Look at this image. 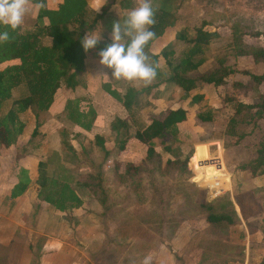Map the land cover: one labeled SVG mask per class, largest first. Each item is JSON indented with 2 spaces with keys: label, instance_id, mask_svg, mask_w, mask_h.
<instances>
[{
  "label": "rangeland",
  "instance_id": "rangeland-1",
  "mask_svg": "<svg viewBox=\"0 0 264 264\" xmlns=\"http://www.w3.org/2000/svg\"><path fill=\"white\" fill-rule=\"evenodd\" d=\"M178 2L180 5L177 9L180 11V17L185 20V34L188 38H192L196 29L203 24L206 30L214 31L218 35L210 42L207 64L201 72L190 75L196 77L202 74L205 68L211 69L218 58H223L227 66L236 71L227 78L226 84L218 87L219 103L208 106L207 101H204L190 108L187 121L177 126L176 139L168 137L162 143L154 140V154L149 157L148 146L135 143L132 134L140 126L143 128L149 124L152 114L158 117L164 112L154 110L151 113L157 106L155 97H150L152 100L148 102L140 94V106L134 111L133 119H126L130 129L127 136L125 135L128 138L123 136L126 132L124 128L110 134L107 132L105 155L92 135L89 138L73 139V127L64 120L63 108L65 101L73 97L74 93L61 86L56 92V101L51 112L40 114L42 126L37 128L35 136L32 137L34 139H30L28 135L32 134L36 124L33 115L28 114L26 118L29 117L32 132L24 137L19 136L15 144L8 149L0 146L1 225L3 223L6 227L4 222H11L7 211L10 202L4 196L9 192L19 170L24 166L35 167L38 159L44 161L50 157L52 150L49 148H58L62 141L69 146L73 140V153L67 150V146L65 148L62 145L63 152L60 153L64 163L81 180H86L90 174L96 173L97 166H100L102 174L104 171V186L108 195L105 203L108 210L104 205L105 211L102 214L103 221L98 236L103 246L91 256L92 264H144L145 258L149 264H157V260L162 264L263 263L264 178H252L250 170L241 171L245 174L244 177L236 175V172H240L239 166L256 158V151L264 138V116L257 119L253 116L255 110H242L241 113H236L235 110L240 102L259 104L264 101V82L258 85L250 76L242 73L263 75L264 61L252 56L237 57L240 50L233 46V29L236 28L234 36L239 39L241 37L243 44L257 49L264 48V0ZM34 25L35 17L31 11L21 27L23 30H29L33 29ZM186 46L179 43L169 45L178 53ZM15 64H1L0 71ZM200 86L197 88L202 90L204 85ZM129 87L140 91L143 85H127L119 93L124 95ZM169 92L170 90L166 89L165 93ZM213 93L214 90H208V98ZM18 96L19 93L15 91L14 98ZM178 96L184 101L188 94L182 92L178 93ZM10 104L11 101L4 105L3 113L9 109ZM204 107L210 109L212 122L202 123L197 120L196 115L205 110ZM111 110L115 116L117 111ZM115 118L111 124L117 119ZM231 119L236 120L237 125L233 132L239 140L238 137L232 138L226 134L231 127ZM237 140L238 144H234ZM77 142L84 152H81ZM37 143L42 144L38 145L40 149L35 151L36 155L33 151L37 149L34 148ZM166 147L168 149L165 150ZM199 152L202 153L199 164L196 168L193 165L190 168L189 159L191 158V162ZM187 157L184 167L167 166L168 161H183ZM89 161H93L94 168ZM108 161H111L110 169H106ZM51 170L53 167L48 168V171ZM124 174L129 175L130 182L117 183L116 175L124 177ZM218 184L222 186L223 193L214 198L212 189ZM32 192L33 189L26 192V195L33 196ZM26 200L24 199V202ZM37 200L38 198L34 203L31 201V209H24L26 212L24 211L23 215L18 213L16 221H20L24 227L39 229L46 234V229L51 226L46 217H50V221L51 218H58V215L55 216L48 210H37ZM24 202L21 201L20 205L23 206ZM203 202L212 203L217 213L224 212L232 217H235L236 213L239 222L230 225L208 224L205 221L207 213L200 207ZM97 210L101 212L100 208ZM24 233L28 240L29 233L25 230ZM40 236L38 233H32L30 238L35 241ZM75 238V243L71 244L80 250L82 246L77 242L78 234ZM22 241L21 238L18 243ZM38 245L35 250L30 245L29 248L26 247V251L23 245L0 246V264H21L25 255L30 252L36 256V260L30 264H36L41 252V241ZM66 248L65 259L77 256V250ZM42 252V255H45L44 249Z\"/></svg>",
  "mask_w": 264,
  "mask_h": 264
},
{
  "label": "trees",
  "instance_id": "trees-1",
  "mask_svg": "<svg viewBox=\"0 0 264 264\" xmlns=\"http://www.w3.org/2000/svg\"><path fill=\"white\" fill-rule=\"evenodd\" d=\"M34 2H38V0H34ZM44 2L46 7L38 10L33 29L23 30L20 27L13 32L4 26H0V32L7 30L10 37H14L9 42L0 44V65L16 63L14 66L0 71V146L5 149L14 145L17 138L23 134L25 129V122L21 119L23 114L28 110L33 112L35 116L47 112L51 109L55 94L61 86L68 90H74L79 86L78 76L84 71L87 55L93 51L90 49L86 52L82 46V39L86 32L90 31L98 22L102 23V27L108 31H112L114 24L113 20L105 18L106 9H103L100 14L93 15L88 9L86 0H62V3L55 10L48 9L47 1L44 0ZM124 2L126 0H119V5L122 8H128L129 5ZM177 2L178 0H152L156 24L152 26L151 30L156 33V36L149 42L145 49L146 52L151 47L161 44L166 32L175 26L177 21L175 13L180 5V2ZM104 18L105 20H103ZM183 33L181 31L176 37V39L184 41L187 45L183 50L175 55L173 48L165 47L160 53L154 54L150 58L154 64H157V58L161 56L165 59L166 66L169 68L168 76H165L157 68L156 78H163L160 83H173L187 94L192 92L191 104H198L202 101L204 95L197 92L193 93V91L200 84L214 87L222 86L227 83V78L236 71L227 66L223 58H218L210 70L192 77L190 74L198 72L207 62L210 42L218 35L216 32L206 30L204 24L196 29L192 38H188ZM233 33L236 34V28L233 29ZM234 34L233 46L236 50H240L237 57L252 56L254 59L264 61V48L249 47L243 44L241 37L239 39ZM111 42L108 38H104L95 47L96 52L93 55L97 56L99 51ZM242 73L250 76L251 80L258 85L264 82V74L258 76L247 72ZM154 87L156 86H148L146 89L151 91ZM101 89L121 103L129 117L133 119L134 111L140 106L141 97L139 95L144 90L136 91L134 88L129 87L126 89L125 94L121 95L118 91L111 89L110 84H102ZM15 91L19 93L17 98L13 96ZM9 101H11L9 109L3 113L4 105ZM242 110H255L253 116L261 119L264 116V101L259 104L240 102L235 112L241 113ZM63 113L71 125L87 132L92 129L96 120L95 110L84 97L66 100ZM196 118L202 123L212 122L211 111L206 109L199 112ZM186 120L187 111L184 108H169L158 117L152 116L150 123L143 126V128L140 126L136 129L132 134V139L140 144L147 145V155L150 157L154 154L153 141L159 140L162 143L168 137H171L172 140L176 139L177 126ZM230 125L231 127L226 132L227 136L238 137L233 132L237 125L236 120L231 119ZM120 128L126 130L123 136H127L130 129H128L129 126L126 120L116 119L111 124V131L113 132H118ZM36 129L33 130L31 137L35 136ZM65 135V132H63V136ZM76 137H79V134L74 133L73 139ZM94 140L97 146L107 155L104 146L105 139L96 136ZM238 140L234 144H238ZM62 145L65 148L67 146L63 141ZM166 149L168 148L166 147ZM67 150L70 153L74 152V148L70 144L67 146ZM201 154V152L196 154L191 162V158L189 159L190 168L191 165L195 166L194 168L197 167ZM187 160L188 157L183 161H168L167 166L184 167ZM89 162L94 168L93 161ZM50 167H53V170L48 171ZM97 168V172L90 174L86 181L79 182L75 175L62 163L60 153L52 151L50 157L38 163V200L58 212L67 213L82 206L83 202L78 192L85 187L87 191L94 195L105 211L108 195L103 185L104 173L102 174L100 166H97ZM238 169L240 171L250 170L253 177L257 174H264V138L256 151V158L239 166ZM17 179V184L13 186L9 196L5 198L9 201L24 195L30 185L28 170L24 168L19 170ZM129 180L128 174H124V177L116 175V182L119 184L128 183ZM200 207L207 213L205 221L210 225L222 223L230 225L239 222L236 213L235 217L224 212L217 213L216 207L212 203L203 202ZM241 215L244 216L243 212ZM262 264H264V261Z\"/></svg>",
  "mask_w": 264,
  "mask_h": 264
},
{
  "label": "crops",
  "instance_id": "crops-1",
  "mask_svg": "<svg viewBox=\"0 0 264 264\" xmlns=\"http://www.w3.org/2000/svg\"><path fill=\"white\" fill-rule=\"evenodd\" d=\"M46 1H47V8L51 9V10L57 9L58 5L62 3V0H46ZM86 1L88 4V9L93 13V15L100 14L103 11V9H106L105 18L107 20L108 19L113 20L114 23H116V22L123 23L124 19L127 17L128 13H129V11L132 10L134 7H136L138 4V0H126V2H124V3L128 4L129 7L128 8H125V7L122 8L119 5V0H116V1H113V0H86ZM129 1L131 2L130 4H129ZM32 12L34 13V17L36 19V15H37L38 11L33 10ZM175 14H176L175 17L177 20L175 23V26L166 32L165 37L163 38V41L160 45H158L156 47H151V49L148 51L149 57H151L154 54L160 53L163 48L169 47V45L173 46V45H177L178 43L181 45H184V46L186 45L184 41L176 39L177 34H179L181 31L184 32L183 35L186 36V34H185L186 28H185V20L183 19V17H180V11L177 10ZM105 18L103 20H105ZM92 31L100 32L101 39H100L99 43L102 42L104 40V38H108L109 40L112 41V37H111L112 31H108L104 27H102V23H99V22L96 23V25H94V27L88 32L91 34ZM88 32H86V34ZM91 50H93V51L91 53H89L85 59L84 71L80 76H78V81L80 82L79 86H77L73 91L70 90L71 92L74 93V96L71 98H68L67 100L80 98V97L86 98L87 102L89 101L91 103V106L93 107V109L96 112V120L93 124L92 129L89 132L84 131L83 129H81L77 126L72 125V127H73L72 133L79 134V138H83V137L89 138L90 135H92L93 139H95L96 136H99V137L105 139V141H106V138H105V136L107 135L106 133L108 132V134H110L112 132L111 131V123L114 120V117H116L117 119L126 120L129 117V115L121 103L117 102L115 99H113L111 96H109L105 91H103L101 89V85L102 84H110L111 89L120 92V90L124 86H127V85L132 86L133 84L136 85V83H129L123 79L117 80V79L113 78L112 77V70L108 69L104 66H101L99 64L100 57L98 55L97 56L93 55V53L96 52L95 51L96 48H93ZM173 50H174V48H173ZM174 52H175V55L178 53L176 50H174ZM208 61L209 60L207 59V62ZM207 62L199 69L198 72L202 71L203 67L207 64ZM157 64L159 65V67H158L159 71L161 73H163L165 76H168L169 75V68H167V66H166L165 59L162 58L161 56L158 57L157 58ZM208 70H210V68H207V69L205 68V70L202 73H204ZM161 80H163L162 77H160L159 79H157V78L155 79V81L150 86H156V87L151 89V91L144 89V88H147L144 86L140 90V91L144 90V92L141 93L142 94L141 96L143 98H146L148 100V102L152 100L150 98L152 96L155 97V99H156L155 101L157 103V106L155 109H153L151 111V113H153L154 110H157L160 113V112H165L169 108L181 107L187 111V117H189L190 108L196 107L198 104H200L204 101H207L208 106H212V105L214 106V104H216V102L219 101V97H218V93H217L219 91L218 87H214V86H210V85H204V86L202 85L204 87L202 90L197 88L196 90L193 91V93L197 92L199 94H203L204 98L198 104H191L192 92L188 93V96L186 97V99L184 101H182V97H179L178 93L182 94V92H184V91L177 88L173 83H163V82L160 83ZM158 82H159V84H158ZM166 89L170 90V92L167 94L165 93ZM210 89L214 90V93L210 94L209 98H208L207 91ZM145 90H146V92H145ZM13 96H14V93H13ZM165 99H166V101H165ZM55 101H56V94L54 97V103H55ZM54 103H53V105L49 111L39 113L38 116H35V114L33 112H31L30 110H28L25 114H23L21 116V119L25 122V129H24L23 134L20 137H24L28 133L32 132L31 126L29 125V117L26 118V116L28 114L33 115V119H34V122L36 124L35 128L41 127L42 122H40V120H39L41 117L40 114L50 113L53 106H54ZM217 103H219V102H217ZM243 103L247 104L246 102H243ZM170 104L173 106H168ZM219 107H221V106H219ZM111 109H114L115 111H117L115 116L111 113V111H112ZM203 109L206 110L205 107ZM112 116H113V118H112ZM152 116H154V114H152ZM63 118L66 122H68L66 120L65 116ZM185 122L179 124L178 126L183 125ZM68 124H70V123L68 122ZM104 126H106V128ZM62 133H63V131H62ZM29 136L31 139L32 137L30 134L28 135V137ZM76 138H78V137H76ZM32 139H34V138H32ZM72 141H71V145H72ZM136 142L137 141H135V143ZM41 144L42 143L34 144V148H37L33 151L34 154L37 155V153L35 151H38L40 149V146H38V145H41ZM77 145L81 148L80 143L77 142ZM104 145H105V143H104ZM72 147H73V145H72ZM49 149H51L52 151H57L59 153L63 152L62 142L58 146V148H49ZM81 152H84L83 148H81ZM60 155H61V153H60ZM33 157H35V156H33ZM61 158H62V156H61ZM41 161H43V160L38 159L35 167L34 166L33 167L32 166L31 167H25V166L22 167V168L30 170L28 172L29 177H30V185H29L28 190L26 192L28 193L30 190L33 189V192L31 193L33 196L28 197L26 195V192H25V194L22 195L21 197H18L14 200L9 201L10 207L7 209V211H9V215H8L9 218L8 219H11V222L6 223V222L2 221L6 224V227H4L3 223H2V225L0 224V246H2V247H19V246L23 245V246H25V251H26V247L29 248L31 245V247L33 246V250H35L36 247L39 246L38 243H40V241H41V252H39V254H38V259H37L36 264H92L91 263V256L95 255L99 251V249L103 246V243L99 242L98 236H99L100 230H101V225H102L101 221H103L102 220V217H103L102 214H103L104 208L96 200L94 195H92L89 191H87V188L84 187L81 190H79V192H78V195L80 196V198L82 199V202H83L82 206L79 209H74L72 211H68L67 213L58 212L55 209L51 208L46 203H41L39 200H37L38 202L36 201L37 202V207H36L37 210H40V209L42 211L48 210V212L53 213V215H55V216L58 215L57 216L58 218H55V220H53L51 218L50 221L48 220V219H50V217H46L47 218L46 221L51 223L50 227H48V228L45 227V228H47L46 234L40 232L39 229L35 230L32 227H24L20 221H16V220H18V219H16L17 214L21 213L23 215L24 211L26 212V210H24V209H27V210L31 209V207H30L31 201H32V203H34L35 199L37 198V195L39 192V186L37 185L38 163ZM62 163L68 168L67 164L64 163L63 158H62ZM107 163L108 164L106 165V169H110L111 161H108ZM30 164H32L31 161H30ZM103 173H104V171H103ZM236 173H237L236 175H241L242 177H244V175H245L241 171L239 173L238 172H236ZM250 176L252 178H258V177L264 178V174L263 175L257 174L255 177H253L250 173ZM76 179L79 182L86 181L85 179L81 180L78 177H76ZM17 182H18V179L15 178L11 187L9 188V192L6 194V196H4V198H7L9 196L11 189L13 188L14 185L17 184ZM103 185H104V182H103ZM24 199H27L26 202H24ZM21 201H23L25 203L23 206L20 205ZM11 203H13L12 206H11ZM25 205H27L28 207H24ZM32 205L33 204H31V206ZM95 205H97V206H95ZM99 208L101 209L100 213H99V210H97ZM24 230L29 233V239L28 240H27V236L24 233ZM32 233H34V234L38 233L41 236L37 237L36 240L33 241L30 238ZM77 234H78L77 242H79L80 246H82L80 248V250H79V248H77L73 244H71L72 242L75 243V241H76L75 235H77ZM21 238L23 239V241L21 243H18V242H20ZM47 238H49V239H47ZM77 242H76V244H77ZM66 247H71V248L77 250V252H78L77 256L75 258L65 259V250H67ZM43 249L45 251V255H42ZM28 252H30V251L28 250ZM27 254L28 255L27 256L25 255L21 264H27L28 261H29L28 264H30L31 261L36 260V256L34 257L32 255L33 253L31 254V252H30ZM158 261L159 260L156 261L157 264H162V262H158ZM166 264H168V263H166Z\"/></svg>",
  "mask_w": 264,
  "mask_h": 264
},
{
  "label": "clouds",
  "instance_id": "clouds-1",
  "mask_svg": "<svg viewBox=\"0 0 264 264\" xmlns=\"http://www.w3.org/2000/svg\"><path fill=\"white\" fill-rule=\"evenodd\" d=\"M46 7L44 0H0V26L15 32L33 10ZM152 0H138V4L129 11L123 23L112 26V42L99 51V64L112 70V77L129 83L150 86L157 77L158 64H154L145 49L156 33L151 30L156 24ZM127 38V39H126ZM9 31L0 32V44L7 43ZM101 39L100 32H88L82 39V46L87 52L97 46ZM144 264H149L145 258Z\"/></svg>",
  "mask_w": 264,
  "mask_h": 264
},
{
  "label": "built area",
  "instance_id": "built-area-1",
  "mask_svg": "<svg viewBox=\"0 0 264 264\" xmlns=\"http://www.w3.org/2000/svg\"><path fill=\"white\" fill-rule=\"evenodd\" d=\"M219 185V184H218ZM218 185H216L215 187H214V189H212V192H213V195H214V198L215 197H218L220 194H222L223 193V190L221 189L222 188V186H218ZM210 189V188H209Z\"/></svg>",
  "mask_w": 264,
  "mask_h": 264
}]
</instances>
